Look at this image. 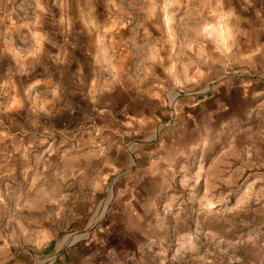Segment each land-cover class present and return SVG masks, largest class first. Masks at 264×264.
<instances>
[{
  "label": "rangeland",
  "instance_id": "obj_1",
  "mask_svg": "<svg viewBox=\"0 0 264 264\" xmlns=\"http://www.w3.org/2000/svg\"><path fill=\"white\" fill-rule=\"evenodd\" d=\"M62 1L0 0V42L10 25H58L46 5L53 12ZM255 4L253 0H116L114 12L118 25H182L188 37L173 42L172 47L189 49V53L200 48L206 55L211 40L197 41L199 30L210 39L206 25H222V49L229 38V29L223 25H238L234 9L251 10L252 25H260L264 14L258 13ZM213 5L220 6L219 23L218 14L211 11ZM228 7L234 8L232 14L227 13ZM23 43L30 44V40ZM173 60L176 81L161 91L165 106L157 107V119L128 130L121 168L104 178L97 165L91 170L92 181H104L90 187L91 211L73 224L60 219L64 227L59 234L44 232L43 243L50 248L37 251L36 264H48L52 259L54 264L72 249H79L80 256L87 254L91 264H232L233 253L229 255L222 239L226 241L243 228L261 246L255 234L264 227V182L260 185L246 178L254 171L253 163H264V120L258 116L264 114V106L255 97L245 102L234 99L231 109L240 117L252 115L248 121L238 116L229 120L228 113L219 111L218 103H224L226 95L220 84L248 77L246 71L226 65L222 50L213 74H196L200 58ZM210 62L203 59L205 66ZM104 131L82 125L67 143L77 145L86 132L101 136ZM4 158L0 156V194L6 198L0 201V210L13 212L20 194L28 195L26 204L37 208L42 194H37L38 187L32 188L31 181H57L52 178L53 170L46 169L51 167L44 164L52 160L51 152L32 148L12 154L13 162ZM67 190L63 187L65 193L70 192ZM5 222L0 218V225ZM37 236L40 234L4 232L0 242L13 237L33 242ZM67 238L71 241L65 242ZM62 243L70 244L62 247Z\"/></svg>",
  "mask_w": 264,
  "mask_h": 264
},
{
  "label": "crops",
  "instance_id": "obj_2",
  "mask_svg": "<svg viewBox=\"0 0 264 264\" xmlns=\"http://www.w3.org/2000/svg\"><path fill=\"white\" fill-rule=\"evenodd\" d=\"M253 1L258 13L264 14V0ZM115 4L116 0H63L53 12L47 4L58 25H10L0 42V156L10 163L12 154L45 148L52 160L44 164L51 167L46 169H52V178L57 180L31 181L32 188L38 187L37 194H42L37 208L29 207L28 195L20 194L13 212L0 210V218L6 220L0 233L40 234L33 242L20 237L0 242V264H36L37 251L50 248L49 243H43L44 232L59 234L64 227L60 219L73 224L91 211L90 187L104 183L92 181L91 170L97 165L104 178L124 165L128 130L155 121L157 107L165 106L160 94L166 85L175 84L173 59L200 58L196 74H213L222 50L226 65L237 72L246 71L248 77L220 84L226 95L224 103H218L219 111L235 121L234 99L245 102L255 97L264 106V15L260 25H252L251 10L228 7L227 13L234 9L238 25H223L229 29V38L222 49V25H206L210 39L200 29L197 41L211 40L207 45L211 51L205 55L200 48L189 53V49L172 47L173 42L186 38L182 25H118ZM211 11L218 14L219 23L220 6L213 5ZM49 20L53 22L54 17ZM26 39L30 44L23 43ZM205 57L211 60L206 66ZM258 116L264 120V114ZM238 118L246 121L252 115ZM82 125L107 131L101 136L86 132L77 145L70 146L67 139ZM253 168L246 180L262 185L264 163H253ZM63 187H69L70 192L65 193ZM4 197L0 194V201ZM251 235L243 228L232 232L226 241L222 239L229 255L233 253L232 264H264V250ZM68 244L62 243V247ZM78 250L66 251L54 264H91L87 254L80 256Z\"/></svg>",
  "mask_w": 264,
  "mask_h": 264
},
{
  "label": "built area",
  "instance_id": "obj_3",
  "mask_svg": "<svg viewBox=\"0 0 264 264\" xmlns=\"http://www.w3.org/2000/svg\"><path fill=\"white\" fill-rule=\"evenodd\" d=\"M259 240H260L261 246H262V248H263V250H264V227H263V229H262V234H261ZM53 260H54V259H52L48 264H51V262H52Z\"/></svg>",
  "mask_w": 264,
  "mask_h": 264
}]
</instances>
